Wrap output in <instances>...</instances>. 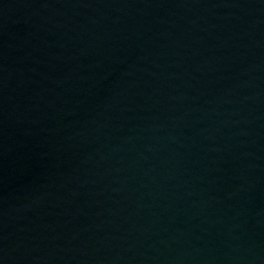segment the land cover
I'll use <instances>...</instances> for the list:
<instances>
[{"label": "water", "instance_id": "95a60500", "mask_svg": "<svg viewBox=\"0 0 264 264\" xmlns=\"http://www.w3.org/2000/svg\"><path fill=\"white\" fill-rule=\"evenodd\" d=\"M0 264H264V0H0Z\"/></svg>", "mask_w": 264, "mask_h": 264}]
</instances>
